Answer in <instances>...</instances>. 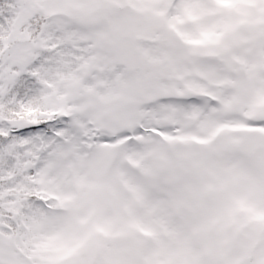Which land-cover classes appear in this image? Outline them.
Segmentation results:
<instances>
[{
	"label": "snow or ice",
	"instance_id": "snow-or-ice-1",
	"mask_svg": "<svg viewBox=\"0 0 264 264\" xmlns=\"http://www.w3.org/2000/svg\"><path fill=\"white\" fill-rule=\"evenodd\" d=\"M0 264H264V0H0Z\"/></svg>",
	"mask_w": 264,
	"mask_h": 264
}]
</instances>
